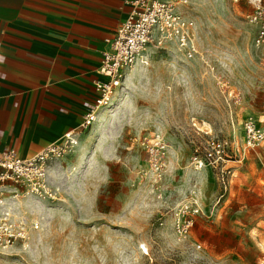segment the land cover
<instances>
[{"label": "rangeland", "instance_id": "1", "mask_svg": "<svg viewBox=\"0 0 264 264\" xmlns=\"http://www.w3.org/2000/svg\"><path fill=\"white\" fill-rule=\"evenodd\" d=\"M168 1L193 22L196 54L175 44L151 51L83 147L51 167L50 197L16 201L10 217L26 239L0 250V264H264V144L243 157L244 121L264 127L254 4ZM155 135L160 171L142 145ZM214 143L231 159L226 192L195 162Z\"/></svg>", "mask_w": 264, "mask_h": 264}, {"label": "crops", "instance_id": "2", "mask_svg": "<svg viewBox=\"0 0 264 264\" xmlns=\"http://www.w3.org/2000/svg\"><path fill=\"white\" fill-rule=\"evenodd\" d=\"M131 1L0 0V155L30 158L69 132L83 147L107 40Z\"/></svg>", "mask_w": 264, "mask_h": 264}, {"label": "built area", "instance_id": "3", "mask_svg": "<svg viewBox=\"0 0 264 264\" xmlns=\"http://www.w3.org/2000/svg\"><path fill=\"white\" fill-rule=\"evenodd\" d=\"M254 11L248 17L249 23L257 30L255 46L264 47V0H251ZM127 18L121 23L114 37L107 40L108 51L103 54L99 74L106 78L96 83L98 97L95 109L82 124L89 129L96 121L99 112L113 101L116 90L122 87L126 72L137 64H147L153 49L175 44L189 57L196 54L193 46V22L180 13L168 0H133ZM77 134L69 132L59 143L46 147L41 153L23 158L14 149L0 155V250L13 246L26 239V229L12 221L7 211L8 201L22 193L37 198L50 197L48 179L50 169L72 153L79 145ZM243 152L257 153L264 144V129L251 117L243 123ZM152 168L160 171L163 167L165 149L160 135L150 140L143 138ZM225 145L214 143L200 161L201 166L211 167L222 189L230 187L233 172L226 166L230 162ZM199 212V211H197ZM191 222L184 225L188 230Z\"/></svg>", "mask_w": 264, "mask_h": 264}, {"label": "bare ground", "instance_id": "4", "mask_svg": "<svg viewBox=\"0 0 264 264\" xmlns=\"http://www.w3.org/2000/svg\"><path fill=\"white\" fill-rule=\"evenodd\" d=\"M148 65V63L147 64H137V65H135L134 67H132L131 69H129L127 72H126V76H125V79H124V82H123V84H122V87L125 85V81H126V84L127 83H129V81H130V78H131V76L135 73V71L137 70V68L139 67V66H147ZM127 78V79H126ZM124 98L125 97H123L121 100H120V103H119V108L121 109L123 106H124ZM116 99V98H115ZM110 108V106H108L107 108H105L104 109V111H106L107 109H109ZM119 109V110H120ZM107 113V112H106ZM112 113L113 112H108V115H112ZM100 125H101V123H100ZM21 199V200H23V201H25V200H27V199H30L31 201L32 200H35L36 198L35 197H33V196H31V195H29V194H24V195H22V196H15V197H12L10 200L12 201V207H8L7 208V211L8 212H10L9 214H13V215H15V211H16V207H17V205H16V201L18 200V199ZM11 206V205H10Z\"/></svg>", "mask_w": 264, "mask_h": 264}]
</instances>
